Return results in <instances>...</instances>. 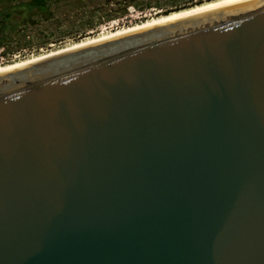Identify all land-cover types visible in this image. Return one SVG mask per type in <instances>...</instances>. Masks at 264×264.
Wrapping results in <instances>:
<instances>
[{
	"label": "water",
	"instance_id": "95a60500",
	"mask_svg": "<svg viewBox=\"0 0 264 264\" xmlns=\"http://www.w3.org/2000/svg\"><path fill=\"white\" fill-rule=\"evenodd\" d=\"M0 264H264V0L0 71Z\"/></svg>",
	"mask_w": 264,
	"mask_h": 264
},
{
	"label": "rangeland",
	"instance_id": "374dc122",
	"mask_svg": "<svg viewBox=\"0 0 264 264\" xmlns=\"http://www.w3.org/2000/svg\"><path fill=\"white\" fill-rule=\"evenodd\" d=\"M30 0H0V10ZM47 13L0 24V66L210 0H44Z\"/></svg>",
	"mask_w": 264,
	"mask_h": 264
},
{
	"label": "bare ground",
	"instance_id": "6f19581e",
	"mask_svg": "<svg viewBox=\"0 0 264 264\" xmlns=\"http://www.w3.org/2000/svg\"><path fill=\"white\" fill-rule=\"evenodd\" d=\"M229 1H233V0H210V1H206L204 3L193 5V6L188 7V8L172 11L170 13H167V14H164V15H160V16H157V17H153L151 19L142 21L141 23H137V24H134L132 26L111 30L110 32L102 33V34H100L98 36H93V37H90V38H87V39H83V40L74 42V43H72L70 45H66V46H63V47H60V48H57V49H52V50H50L48 52H45V53H42V54H39V55H34V56L30 57V58H25V59H22V60H19V61H14V62H11V63H7V64H4V65H1L0 66V71L6 70V69H9V68H12V67H16V66H19V65H22V64L34 61L36 59H40V58L46 57V56H50V55H53V54L68 50L70 48L78 47V46L84 45L86 43H89V42H92V41H95V40H98V39H102V38H105V37H109V36H112V35L123 33V32L129 31V30H133V29H136V28L148 25V24H152V23L161 21V20H165V19H168V18H171V17H175V16H178V15H182V14H186V13H189V12L197 11V10H200V9H204V8H207V7H211V6L222 4V3H225V2H229Z\"/></svg>",
	"mask_w": 264,
	"mask_h": 264
},
{
	"label": "trees",
	"instance_id": "16d2710c",
	"mask_svg": "<svg viewBox=\"0 0 264 264\" xmlns=\"http://www.w3.org/2000/svg\"><path fill=\"white\" fill-rule=\"evenodd\" d=\"M34 13H47L44 0H30L0 10V24L3 25L7 18H16L19 22L24 21Z\"/></svg>",
	"mask_w": 264,
	"mask_h": 264
}]
</instances>
